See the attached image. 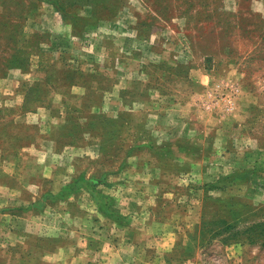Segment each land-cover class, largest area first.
Returning <instances> with one entry per match:
<instances>
[{
  "label": "rangeland",
  "instance_id": "obj_1",
  "mask_svg": "<svg viewBox=\"0 0 264 264\" xmlns=\"http://www.w3.org/2000/svg\"><path fill=\"white\" fill-rule=\"evenodd\" d=\"M0 151L25 200L186 216L167 264H264V0H0Z\"/></svg>",
  "mask_w": 264,
  "mask_h": 264
},
{
  "label": "crops",
  "instance_id": "obj_2",
  "mask_svg": "<svg viewBox=\"0 0 264 264\" xmlns=\"http://www.w3.org/2000/svg\"><path fill=\"white\" fill-rule=\"evenodd\" d=\"M169 119L166 114L161 117L163 134L175 138L187 134L180 128H171L170 133ZM177 124L190 129V122ZM43 153L51 162L53 154L48 150ZM16 161L0 151V264H167L151 255V248L158 253L159 238L187 230L186 216L168 220L149 211L140 212L146 200L132 201L137 212L133 209L124 217L103 212L91 200L62 197L60 191L66 184L52 195L54 200H44L47 194L41 190L36 191L35 200H25L17 193L18 181L27 179L30 189L35 177H51L50 170L47 165L41 175H15ZM7 176H19L17 183L10 180L9 184Z\"/></svg>",
  "mask_w": 264,
  "mask_h": 264
}]
</instances>
